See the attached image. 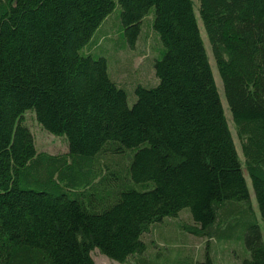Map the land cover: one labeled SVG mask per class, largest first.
Masks as SVG:
<instances>
[{
	"label": "trees",
	"instance_id": "1",
	"mask_svg": "<svg viewBox=\"0 0 264 264\" xmlns=\"http://www.w3.org/2000/svg\"><path fill=\"white\" fill-rule=\"evenodd\" d=\"M117 7L132 48L152 10L162 45L132 106L107 59L83 53ZM29 111L66 153L37 150ZM186 208V232L264 264V0H0V264H95V249L153 264L143 236Z\"/></svg>",
	"mask_w": 264,
	"mask_h": 264
},
{
	"label": "rangeland",
	"instance_id": "2",
	"mask_svg": "<svg viewBox=\"0 0 264 264\" xmlns=\"http://www.w3.org/2000/svg\"><path fill=\"white\" fill-rule=\"evenodd\" d=\"M195 2L197 4V0ZM196 12L225 113L233 132L239 155L244 160L240 141L237 137L230 108L224 94L222 80L197 7ZM152 19L153 10L145 18L141 38L136 43V46L132 48L125 36L124 25L121 20V9L117 7L108 18V26L104 27V30H99L91 43L83 50L84 54H91L94 58L102 56L107 59L109 73L127 92L130 106L137 99L135 90L138 86L150 88L158 83L154 62L160 56L162 45L158 34L153 30ZM99 32L100 34H98ZM25 122L35 137V145L39 152H47L54 155L67 152L68 143L66 138L51 134L45 130L37 121L34 112L29 111L25 114ZM127 154L128 158L122 161L125 166L131 162L130 156L132 152L128 150L124 155ZM107 158L103 162L105 170L107 167H115V155L109 154ZM244 175L250 192L252 206L260 219L261 215L252 179L246 170ZM192 220L191 211L186 208L180 212L178 217H167L151 226L150 232L146 233L143 238L148 245L147 256L153 264H195L197 260H203L207 252L215 258L216 264H234V260L237 264H242L243 259L249 256L246 247L244 248L240 243H235L237 242L236 238L223 239V242L212 239L214 243H209L208 245L205 239L186 232L182 226L185 223L192 222ZM262 234L264 240V227L262 228ZM91 255L96 264H120L100 253L98 249L92 251Z\"/></svg>",
	"mask_w": 264,
	"mask_h": 264
},
{
	"label": "crops",
	"instance_id": "3",
	"mask_svg": "<svg viewBox=\"0 0 264 264\" xmlns=\"http://www.w3.org/2000/svg\"><path fill=\"white\" fill-rule=\"evenodd\" d=\"M95 261V260H94ZM95 264H96V262H95ZM193 264V263H192ZM234 264H237V262L234 260Z\"/></svg>",
	"mask_w": 264,
	"mask_h": 264
},
{
	"label": "bare ground",
	"instance_id": "4",
	"mask_svg": "<svg viewBox=\"0 0 264 264\" xmlns=\"http://www.w3.org/2000/svg\"><path fill=\"white\" fill-rule=\"evenodd\" d=\"M107 21V20H106ZM98 34H100V32L98 33ZM94 39V38H93ZM94 44V43H93Z\"/></svg>",
	"mask_w": 264,
	"mask_h": 264
}]
</instances>
